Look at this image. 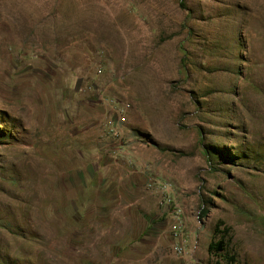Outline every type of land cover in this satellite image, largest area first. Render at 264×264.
Returning <instances> with one entry per match:
<instances>
[{"label": "rangeland", "instance_id": "rangeland-1", "mask_svg": "<svg viewBox=\"0 0 264 264\" xmlns=\"http://www.w3.org/2000/svg\"><path fill=\"white\" fill-rule=\"evenodd\" d=\"M220 221L264 264V0H0V264H208Z\"/></svg>", "mask_w": 264, "mask_h": 264}, {"label": "built area", "instance_id": "built-area-1", "mask_svg": "<svg viewBox=\"0 0 264 264\" xmlns=\"http://www.w3.org/2000/svg\"><path fill=\"white\" fill-rule=\"evenodd\" d=\"M129 106L119 111L120 120L121 122L126 121V112L128 111ZM106 134L109 136H112L113 138L119 137L120 130L118 126H115V124H110V126L107 127ZM147 186L149 189L157 190L161 193L162 198V204H165L167 206H170L173 208V210L170 212L171 214V220H172V233L173 237L175 239V251L179 256H183L185 254V245L187 242V239L184 235V219H183V210L179 204H177L173 200V190L171 188V185L168 182H162L153 176H150L148 178Z\"/></svg>", "mask_w": 264, "mask_h": 264}, {"label": "trees", "instance_id": "trees-1", "mask_svg": "<svg viewBox=\"0 0 264 264\" xmlns=\"http://www.w3.org/2000/svg\"><path fill=\"white\" fill-rule=\"evenodd\" d=\"M181 6L183 9H186L182 2ZM202 140L203 139H201V141ZM204 150L208 164L209 166H212L214 151L209 148H204ZM203 214L205 215L206 212ZM224 225V222L220 221L214 229L212 239L207 248L209 256L208 264H238V260L230 253L229 249L232 229L230 227L224 228Z\"/></svg>", "mask_w": 264, "mask_h": 264}, {"label": "crops", "instance_id": "crops-1", "mask_svg": "<svg viewBox=\"0 0 264 264\" xmlns=\"http://www.w3.org/2000/svg\"><path fill=\"white\" fill-rule=\"evenodd\" d=\"M96 11H98V10H96ZM96 13H98V12H96ZM148 165V164H147Z\"/></svg>", "mask_w": 264, "mask_h": 264}]
</instances>
